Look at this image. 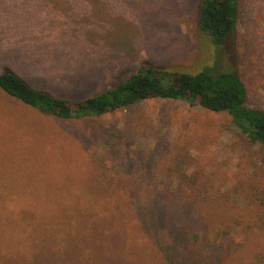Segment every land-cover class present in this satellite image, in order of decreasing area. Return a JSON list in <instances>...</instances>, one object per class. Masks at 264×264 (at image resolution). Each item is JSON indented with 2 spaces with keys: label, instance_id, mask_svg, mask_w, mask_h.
I'll return each instance as SVG.
<instances>
[{
  "label": "rangeland",
  "instance_id": "rangeland-1",
  "mask_svg": "<svg viewBox=\"0 0 264 264\" xmlns=\"http://www.w3.org/2000/svg\"><path fill=\"white\" fill-rule=\"evenodd\" d=\"M202 2L0 0V74L10 70L76 102L144 65L176 74L232 69L247 86V104L264 110V0H241L224 45L200 30ZM178 186L186 198L174 204ZM263 199L264 150L226 113L148 99L62 120L0 91V264H108L114 255L119 264H139L133 245L144 264H167L181 233L195 254L206 238L215 240L209 264H264ZM158 216L175 222L148 229L143 220ZM106 221L128 236L126 258L123 248L95 247ZM210 225L227 233L215 239ZM158 228L163 242L152 232Z\"/></svg>",
  "mask_w": 264,
  "mask_h": 264
},
{
  "label": "trees",
  "instance_id": "trees-1",
  "mask_svg": "<svg viewBox=\"0 0 264 264\" xmlns=\"http://www.w3.org/2000/svg\"><path fill=\"white\" fill-rule=\"evenodd\" d=\"M240 4L241 0H203L200 6L199 27L201 31L210 37L213 44L224 45L234 32L239 18ZM0 91L43 115L54 116L62 120L102 116L129 108L148 99L184 101L210 112L228 114L248 142L251 145L260 146L264 150V110L252 108L247 104V86L239 74L232 69H222L219 73L208 69L196 74H176L168 70H158L152 66L144 65L134 75L107 91L76 102L57 97L47 91L37 90L23 78L9 70L0 74ZM180 169L181 165L176 163V166L172 167L171 170L173 174H177ZM99 189L108 195H112L109 189L104 186L99 187ZM167 197L168 194L164 193L162 195L163 201ZM173 197L168 198L167 201L169 202L172 198L171 202H174V204L185 201L184 188L178 186ZM261 203L264 204V199L261 200ZM202 208L204 207L201 204L197 212L200 218H204L205 209L202 210ZM221 208L219 209L223 213L225 210ZM216 210V208H213L211 212L209 211V214ZM157 212H159V209ZM160 215H163V212ZM174 217H170L171 219L167 222L161 216H158L157 220L152 222L149 220L143 221L148 229H156L157 227L163 228L165 224L169 226L174 223ZM112 220L114 218H110V221ZM180 222L181 219L178 223ZM109 223L111 222L106 221L104 223L105 228L99 230V233L96 234L99 237L97 238L99 242L95 247L101 251L104 246L106 248V245L112 247L114 251L123 248L124 253L122 256L126 258L125 247H127L126 238L128 236L123 235L120 225L116 226L119 229L118 234L110 230L116 223ZM160 228L155 231L153 229L152 232L156 233L155 238L159 242H163V239L157 234L161 233ZM226 233L227 231L221 226L213 231L210 225L207 235H213L215 239H219L225 236ZM177 239L180 240L179 244L172 245L173 248L167 252L169 255L166 261L167 264H180V262L182 264H209L212 257L216 259L214 253L215 240L209 242V238H206L208 241H205L202 252L195 254V250H189L188 241L185 240L182 233ZM132 248H134V245L130 246V250L136 255L137 259L143 261L139 264H144L145 260L147 263L146 254L142 256L137 249ZM183 249L189 250V254L184 256L182 260L177 261L176 255H178V251L180 252ZM114 256L116 262L109 260L108 264H119L117 256ZM205 257H208L206 261ZM107 260L106 258L105 264H107ZM34 263L46 264L42 259ZM214 263L218 264L216 260Z\"/></svg>",
  "mask_w": 264,
  "mask_h": 264
}]
</instances>
